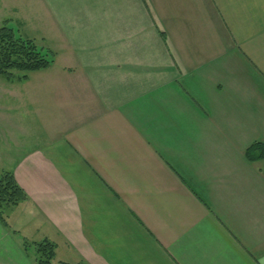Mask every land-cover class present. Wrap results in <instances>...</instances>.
Returning <instances> with one entry per match:
<instances>
[{
    "label": "crops",
    "instance_id": "obj_1",
    "mask_svg": "<svg viewBox=\"0 0 264 264\" xmlns=\"http://www.w3.org/2000/svg\"><path fill=\"white\" fill-rule=\"evenodd\" d=\"M34 1L21 24L58 57L3 78L0 177L41 242L70 264H264V0ZM13 232L0 264H35Z\"/></svg>",
    "mask_w": 264,
    "mask_h": 264
},
{
    "label": "trees",
    "instance_id": "obj_2",
    "mask_svg": "<svg viewBox=\"0 0 264 264\" xmlns=\"http://www.w3.org/2000/svg\"><path fill=\"white\" fill-rule=\"evenodd\" d=\"M164 42L168 40L165 33L160 31ZM56 53L52 50L38 47L34 40L18 36L13 28L4 25L0 28V77L6 80L26 81L30 74L48 70L55 62ZM246 155L252 161L264 158V144L256 143L247 151ZM27 200V194L18 185L12 172H6L0 177V222L7 226L3 217V210L9 206H16ZM29 246L32 245L28 242ZM36 249L35 264H70L57 262L56 244L45 240L33 243ZM77 264H87L81 261Z\"/></svg>",
    "mask_w": 264,
    "mask_h": 264
},
{
    "label": "rangeland",
    "instance_id": "obj_3",
    "mask_svg": "<svg viewBox=\"0 0 264 264\" xmlns=\"http://www.w3.org/2000/svg\"><path fill=\"white\" fill-rule=\"evenodd\" d=\"M34 0H27V4H23L21 2L26 3L25 0H0V28L4 25L9 26L13 28L15 31L20 30V34L18 33V36H21L25 39L34 40L38 47L52 50L54 53H56V58L58 57L57 52L49 47V45L44 42L45 40L43 38H40L39 33V27L36 26V29L34 27V24H39V18L37 16L42 15L39 12V7L35 3ZM27 16H31L33 20H35L34 24H30L27 22L24 26L21 24L23 20H27ZM25 23V22H24ZM45 26V23L43 24V28ZM42 28V29H43ZM56 62V59H55ZM54 62V63H55ZM52 67V66H51ZM41 72V71H40ZM36 73V72H35ZM2 81H4L3 78H0V100L4 99V96L2 94ZM3 104V102H2ZM8 104V103H6ZM1 124H0V147H2L3 143V134L1 131ZM17 206V205H16ZM16 206H9L6 207L3 210V217L6 220V223L9 224V226L13 227V235L17 241H19L22 246L27 250L28 255L32 260L36 258V249L34 246V242L40 243L41 242V233H39L36 229V225L34 222L30 220L28 216L21 217L20 216V209H17ZM16 221H20L18 223V227L16 225ZM28 242L32 245L29 246ZM58 256L55 259V263L59 262L58 260H66V253H64L62 250L57 251ZM64 258V259H63ZM35 263V261H33Z\"/></svg>",
    "mask_w": 264,
    "mask_h": 264
}]
</instances>
